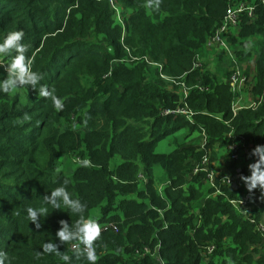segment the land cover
<instances>
[{
    "label": "trees",
    "instance_id": "16d2710c",
    "mask_svg": "<svg viewBox=\"0 0 264 264\" xmlns=\"http://www.w3.org/2000/svg\"><path fill=\"white\" fill-rule=\"evenodd\" d=\"M116 1L129 14L121 16L124 27L107 0H0V57L10 68L2 73L0 67V264H200L206 244L226 252L234 264H264L261 236L223 195H213L204 174H192L202 154L199 144L182 142L169 154L155 152L160 140L183 127L189 133L204 129L209 148L230 141L232 127L261 152L258 161L264 159V103L233 117L228 80L207 70L199 80L200 69L192 67L228 7L255 4L253 17L240 16L237 36L244 49L236 53L242 61L253 58L249 90L261 95L264 5ZM90 33L97 41L86 37ZM125 47L160 63L167 77L207 85L208 91L188 95L193 122L161 114L180 104L179 97L163 78L145 82L147 62L131 70L111 64ZM56 93L63 95L59 104L51 99ZM51 124L63 127L52 144ZM46 143L49 156L42 165ZM61 155L82 163L70 171L61 162L58 171L55 160ZM157 166L162 172L155 174ZM191 181L204 182L206 199L192 191L189 208L175 201L169 208L176 195L172 185ZM223 192L236 193L227 186ZM112 217L118 232L107 226ZM98 223L107 227L93 236L95 261L71 246L84 242ZM45 230L52 234L47 251L41 249ZM227 237L234 245L223 244ZM202 239L209 242L202 245ZM126 256L129 261H123Z\"/></svg>",
    "mask_w": 264,
    "mask_h": 264
},
{
    "label": "built area",
    "instance_id": "2783aa9c",
    "mask_svg": "<svg viewBox=\"0 0 264 264\" xmlns=\"http://www.w3.org/2000/svg\"><path fill=\"white\" fill-rule=\"evenodd\" d=\"M116 10L120 11V7H117L115 0H107ZM264 5V0H261ZM255 4L240 1L232 4L228 7L225 15L222 17L221 22L215 26L213 33L206 40L205 47L217 48L220 53H224L231 61L232 64L229 67L227 80L233 99L241 94L242 87L247 82V75L245 70L238 63L236 57L237 53L231 49L228 42L230 36L236 35L239 31L240 16L242 14L248 17H253ZM215 48V49H216ZM200 58L195 60L194 68L201 67ZM140 61H148L146 57L138 59ZM158 66V76L167 81L169 88L175 85V92L179 97V102L174 108H164L161 111L162 115H184L186 119L193 122L194 110L188 106L187 98L191 90L196 89L198 91H207V85H204L201 81L196 82L193 86L185 83L184 81H177L174 78L167 77L162 73V67L159 63H155ZM264 103V91L261 95H258L249 103V105L243 107L238 101L231 102V112L234 117L237 112L242 108L255 109L259 105ZM218 120L224 121V124L229 125V121H225L222 118ZM200 135L203 137V141L199 145V150H202L196 165L192 169L193 175L204 174V181L207 182L211 188L215 191L213 195H223L227 201L235 209L242 221L250 223L253 227V231L257 232L263 239L262 250H264V179L252 172V167L257 163L261 157V152L257 150L252 144L245 142L243 137L235 134L234 128L230 127V131L227 132L226 139L230 140L227 143L220 144L219 147H207L208 137L204 129H201ZM245 181V184H241ZM229 187L230 190H235L236 193L233 196H228L223 192L224 187ZM114 231H117V226L113 223L107 225ZM101 226L96 229L95 232L106 229L107 227ZM80 246L74 244L73 247ZM85 252L94 255L92 246L89 241L83 244ZM215 250L213 244H208L204 247L202 257H210ZM144 251L148 252V248L144 247ZM136 255H140V251L136 249Z\"/></svg>",
    "mask_w": 264,
    "mask_h": 264
},
{
    "label": "rangeland",
    "instance_id": "374dc122",
    "mask_svg": "<svg viewBox=\"0 0 264 264\" xmlns=\"http://www.w3.org/2000/svg\"><path fill=\"white\" fill-rule=\"evenodd\" d=\"M114 4L117 7H120V11L117 12V10L110 4L111 8L114 10V18L116 17V22L118 24H120L122 27H124V25L122 23L121 16L124 19V16L126 18L129 15L127 13V9L124 6H122V5L121 6L118 5V1H116V0H115ZM105 36L106 35L104 33H100L98 35V38L99 39H103V38H105ZM86 37L91 39V40L97 41V39L95 38V36L92 33L88 34ZM234 37H235V39H234ZM254 39L255 38H251L250 40L254 42ZM239 40H240V38H238L237 34L233 35V36H230L228 38V42L230 44V47H231V49H233L235 51V53L238 52V51L241 52L244 49L243 48V44L240 43ZM133 49L135 50V48H133ZM109 50L112 51L111 46L107 45V51H109ZM125 50H126L125 54L123 53L120 58L115 59V60H113V62H111L112 65H121L122 67L126 68V70H131V69L135 68L136 65H138V64H140L142 62H147L148 63V69H147V73H146L145 82H157L158 80L161 79L158 76V72H159L158 66L155 64V63H158V62L151 61V59L149 57H147L148 61H140V60H138L140 58L136 57L133 54L132 49L125 47ZM124 56L126 57L125 59H124ZM197 57L200 58L199 60H200V63H201V67H199V68L195 67V69H198V71L200 69L199 74H198L199 75V77H198L199 80H201L202 77H204V74L206 73L205 70H207V71L211 72L212 74H214L215 77L217 78V80H219V81H226L227 80L229 67L232 64V61L224 53H220L218 51V49L205 47V45L204 46L202 45L201 48H200V52L198 53ZM142 58H144V57H142ZM3 59L4 58L0 57V67L2 68L1 71H2V73H9L10 68H7V66L4 64V60ZM236 59H237L238 63L241 65V67L245 70V73H247L246 75L248 77V82H250V84H248V82H247L242 87L241 94H239L235 99H232V101L233 100L234 101H238L240 105L245 107V106L249 105V103H251L252 99H255V97H256L249 90V88L251 89L252 78L254 76L253 58L249 57L248 59H246L244 61L240 60V58H238V57H236ZM194 62L195 61L193 60L192 61V67L193 68H194V64H195ZM28 73H29V71H28ZM148 78H149V81L147 80ZM195 83H193L190 86H193ZM14 85L15 86H19L18 83L14 84ZM174 89H176V88H174ZM62 97H63V95L58 94V93H56V95L55 94L51 95V99H53L56 104L60 103L59 100H61ZM51 115H52V110H51ZM50 129L51 130L48 132L47 140H48V142H50L52 144L53 136L58 134V133H60L63 130V127L56 130L55 128H52V124H51ZM70 130L73 131L72 129H70ZM186 133H189V132L187 131L186 128L183 127L181 129L177 130L176 132H174L173 134H169L168 136L164 137L162 140H160L157 143V145L155 147V150L157 151V153L169 154V153H171L172 151H174L177 148L179 143H182V142H184V143L194 142V143L200 145V143L203 141V137L200 135V133H202V130L192 131V132L189 133V135L185 136ZM207 137L209 139L208 135H207ZM47 146H48V143H46L44 148H43V152L41 154V161H38L42 165L47 162L46 160H47V158L49 156V154H48L49 150L46 149ZM215 146L219 147L220 144L219 143H214L212 148L215 147ZM55 161H59V164L57 166L58 169L56 168L58 171L63 169V165H64V169L65 170L68 169L70 171H74V169L77 166L81 165V163H82V160H78V159L75 160L73 158L65 160V157H63V155L58 157ZM61 162H63V165H62ZM85 163H87V162H85ZM161 172H162V168L159 167V166H157L154 169V173L155 174H158V173H161ZM252 172H253L254 175H257L260 178L264 179V159H262V160L260 159L257 163H255L253 165ZM189 184L176 183V184L172 185L176 195L174 196L173 199L169 200V202H168L169 203V206H168L169 208H172V204H171L172 201H175L177 207L182 205L185 208H189L188 207L189 203H190V198L189 197H190V194H191L192 191L195 192V194L198 195V198L200 197V198L206 199V186H205L203 181H191V182H189ZM241 184H245V181H242ZM197 201H198V199H197ZM114 214H118V213H114ZM111 215H112L111 213L108 214L107 218H109ZM113 216H118L119 222L125 221V217L123 215H113ZM107 222H109V223H113V222L114 223H118L117 220L114 217H112ZM97 226L101 227L102 224L98 223ZM96 229L92 230L88 234V238L84 242L81 243L80 241H74L72 243V246H71L73 248V250H82L86 255H88V257L90 259H93L95 261L99 257V254L96 253V251L93 248V242H92L93 236L95 234ZM51 236H52V234L48 230H45L43 232V236L41 237L43 239L42 240V244H41L42 245V248H41L42 250L47 251L48 248L50 247L51 238H52ZM224 240H225V243H223L224 245L225 244L234 245V243L232 242L230 237H227ZM86 241L90 242V244L92 246V249H93V252H94V255H91L90 253L84 251L83 244ZM208 242L209 241L207 239H202L201 240V244L202 245H204V244H206ZM78 243H79L80 246L73 247L74 244H78ZM206 245H208V244H206ZM210 257L212 259L218 260L217 263H214V260H211L210 262L213 263V264H234V262L232 261L231 257L226 252H224V251L223 252H218L217 248H216V251ZM129 260H130V257L126 256V258H123V261H129ZM200 264H202V260H201Z\"/></svg>",
    "mask_w": 264,
    "mask_h": 264
},
{
    "label": "crops",
    "instance_id": "0c3cea01",
    "mask_svg": "<svg viewBox=\"0 0 264 264\" xmlns=\"http://www.w3.org/2000/svg\"><path fill=\"white\" fill-rule=\"evenodd\" d=\"M250 46V45H249ZM216 48V47H215ZM217 49V48H216ZM253 100V99H252ZM156 151V150H155ZM157 152V151H156ZM209 259H212L211 257H208V258H204V257H202V264H206V263H208V260ZM205 260V261H204ZM212 260H214V262L215 263H217L218 262V260H216V259H212Z\"/></svg>",
    "mask_w": 264,
    "mask_h": 264
},
{
    "label": "bare ground",
    "instance_id": "6f19581e",
    "mask_svg": "<svg viewBox=\"0 0 264 264\" xmlns=\"http://www.w3.org/2000/svg\"><path fill=\"white\" fill-rule=\"evenodd\" d=\"M207 91H208V88H207Z\"/></svg>",
    "mask_w": 264,
    "mask_h": 264
},
{
    "label": "flooded vegetation",
    "instance_id": "af4514ba",
    "mask_svg": "<svg viewBox=\"0 0 264 264\" xmlns=\"http://www.w3.org/2000/svg\"><path fill=\"white\" fill-rule=\"evenodd\" d=\"M205 45V44H204Z\"/></svg>",
    "mask_w": 264,
    "mask_h": 264
}]
</instances>
